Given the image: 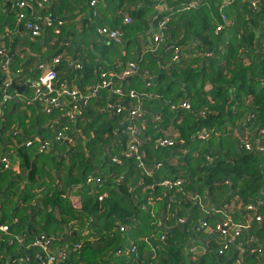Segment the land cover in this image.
Masks as SVG:
<instances>
[{"label":"trees","instance_id":"obj_1","mask_svg":"<svg viewBox=\"0 0 264 264\" xmlns=\"http://www.w3.org/2000/svg\"><path fill=\"white\" fill-rule=\"evenodd\" d=\"M26 1L0 0L11 77L25 84L0 114V158L14 165L0 160V264H47L49 254L52 264H264V0ZM31 8L48 23L37 37L25 29ZM56 56V88L86 92L101 72L112 81L73 119L68 98L50 113L32 101L38 65ZM129 63L128 79L113 75ZM137 105L140 160L125 156ZM244 137L263 148L246 149ZM226 220L241 226L234 239L215 230Z\"/></svg>","mask_w":264,"mask_h":264},{"label":"built area","instance_id":"obj_2","mask_svg":"<svg viewBox=\"0 0 264 264\" xmlns=\"http://www.w3.org/2000/svg\"><path fill=\"white\" fill-rule=\"evenodd\" d=\"M41 3H46L48 0H40ZM94 0L91 1V4H94ZM16 6H18L20 9L22 8H29L30 4L26 0H17ZM196 5V1H191L188 3L184 9H188L190 7H194ZM167 7L163 5L162 9H166ZM19 17H24V14L20 12ZM169 18L164 17L161 19L157 24V32L153 36L154 42L162 41V32L161 29L164 27V25L168 22ZM126 22H129L130 19L128 17L125 18ZM62 21L59 20L56 24V28L54 29V32H58V25H62ZM48 24L47 19L45 21L39 22L38 18L32 17L31 20L27 21L25 23V29L27 30L28 34L32 37H37L41 34L44 26ZM98 32L100 34H103L109 38L117 39L119 36V31L117 29H110L108 27H101L99 28ZM174 60L177 59V54L173 57ZM60 61L59 56H56L52 58L51 62L41 63L38 65V69L40 70V75L38 78L33 81L30 84L31 89L33 90V97L32 101L37 102V104L40 105V108L42 111H45L46 113H50L51 110L57 106L60 105V98H68L72 102V110L69 113V117L71 119L75 118L77 115L81 114L83 108L86 106L87 101L95 97L98 93V90L105 87H110L112 84L111 78H108L104 72H101L99 75L98 82L92 86L88 91L82 92L81 90H78L75 87H69L66 84L62 83L58 88H56L55 82L57 79V72L54 70L53 66L58 64ZM74 67L79 68L80 64L78 62H74ZM135 64L129 63L127 68H125L121 73L113 74L117 78H124L127 76H131L135 73ZM0 71L3 74V78L1 81V91H3V94L0 98V114L2 111V104L8 101H15L19 100L20 94L18 92L9 93L6 92V88L11 86L13 78L11 77V71H10V56L8 55L7 48L5 46L4 41L2 40V35L0 34ZM115 93L120 94L119 89L114 90ZM131 97H136V94L131 92ZM182 106L188 108L189 105L187 103H183ZM109 108L116 109L119 111V104L113 105L109 104ZM130 116L129 118L131 121H129V124L127 125V132L129 134V142L127 144V151L125 153V156H135L138 160H140V155H138V147H139V139L137 137L138 135V126L134 122V119L136 116H139L141 114L140 107L137 105L130 110ZM64 129H67V127H64ZM264 132V130H262ZM207 136L206 133L200 132L198 134L199 138H205ZM58 139L65 140L67 139L65 133L63 131H60L57 134ZM160 144H170L172 142V138L169 136L164 137L161 139ZM242 143L245 146L246 149H252L256 148L261 150L263 147L259 142L250 143L246 137L242 139ZM47 143H45L46 145ZM44 146H42L43 148ZM207 159L209 161L212 160L209 156H207ZM0 160L4 163V166L6 168H9L11 166H14L13 163L9 160L7 157H1ZM139 166H143V163L140 161ZM182 183V179L178 178L174 181L166 180L163 181V185H165L167 188H170L172 186H180ZM233 207V204H230L227 206V209H231ZM246 210H255L254 205H247L245 206ZM256 220L261 219V215H256ZM183 219H179V222H182ZM229 226L232 227L231 230H229ZM240 225L232 224L230 221H224L221 224L216 225L215 230L220 231L226 239H234L236 235L239 233ZM7 229L6 225H0V230L5 231ZM209 232H211L210 228H206ZM34 244L41 245L46 250L44 244L39 241H36ZM54 256L52 254H49L47 264H52V261H54Z\"/></svg>","mask_w":264,"mask_h":264},{"label":"crops","instance_id":"obj_3","mask_svg":"<svg viewBox=\"0 0 264 264\" xmlns=\"http://www.w3.org/2000/svg\"><path fill=\"white\" fill-rule=\"evenodd\" d=\"M16 1H17V0H14V2H16ZM41 4H43V3H41ZM41 4H40V5H41ZM46 4H48V2H46ZM15 8L17 9V7H15ZM29 9H30V8H29ZM31 10H32V13H33V14H32V17H33V18H34V17H37V13H38V10H39V9H36V8H35V9H32V8H31ZM99 16H100V18H103V19L106 18V17H104V15L102 14V12L99 13ZM82 17H83V15L77 17V18H76V22L79 21V20H81ZM18 34H19V33H18ZM69 68H72V65H71V64H69ZM67 73H68V72H67ZM17 85H18V84H17ZM206 88H209V86H206ZM15 101H18V100H15ZM40 110H41V109H40ZM72 199H73L74 201H77V197H73ZM75 206H78V204L75 205Z\"/></svg>","mask_w":264,"mask_h":264},{"label":"water","instance_id":"obj_4","mask_svg":"<svg viewBox=\"0 0 264 264\" xmlns=\"http://www.w3.org/2000/svg\"><path fill=\"white\" fill-rule=\"evenodd\" d=\"M129 77H130V76H127L126 79H128ZM13 78H14V77H13ZM11 86L14 87V88L17 90V92H18L19 94H21L22 91H23L24 88H25V84H23V85H21V86L16 85L14 79L12 80ZM12 111H13V109H12Z\"/></svg>","mask_w":264,"mask_h":264}]
</instances>
